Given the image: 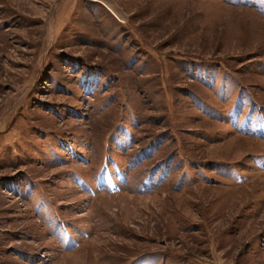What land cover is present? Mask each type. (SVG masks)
<instances>
[{"label":"rangeland","instance_id":"rangeland-1","mask_svg":"<svg viewBox=\"0 0 264 264\" xmlns=\"http://www.w3.org/2000/svg\"><path fill=\"white\" fill-rule=\"evenodd\" d=\"M0 264H264V0H0Z\"/></svg>","mask_w":264,"mask_h":264},{"label":"flooded vegetation","instance_id":"flooded-vegetation-1","mask_svg":"<svg viewBox=\"0 0 264 264\" xmlns=\"http://www.w3.org/2000/svg\"><path fill=\"white\" fill-rule=\"evenodd\" d=\"M130 140H132V139H130ZM148 145H149V146H152V145H153V142H152V141L149 142Z\"/></svg>","mask_w":264,"mask_h":264}]
</instances>
